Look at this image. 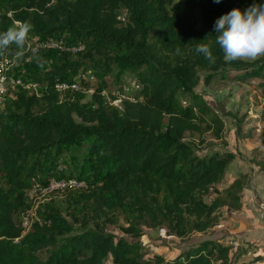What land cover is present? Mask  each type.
Masks as SVG:
<instances>
[{
	"label": "trees",
	"instance_id": "1",
	"mask_svg": "<svg viewBox=\"0 0 264 264\" xmlns=\"http://www.w3.org/2000/svg\"><path fill=\"white\" fill-rule=\"evenodd\" d=\"M253 2L0 0V30L32 25L19 61L14 47L0 53L11 60L6 74L35 85L0 104V264H247L209 238L228 225L224 204L241 206V122L234 117L225 136L215 102L196 88L255 79L264 91V56L226 62L214 42V21ZM62 37L63 48L45 60L38 42ZM197 43L210 45L214 62L195 52ZM124 74L134 87L117 95ZM66 81L78 90L55 89ZM258 140L264 148V127ZM74 145L84 152L61 171L62 153ZM255 164L264 173V153ZM229 172L238 177L224 198L211 197ZM69 176L82 185L44 196L35 188ZM143 227L188 244L150 256Z\"/></svg>",
	"mask_w": 264,
	"mask_h": 264
},
{
	"label": "rangeland",
	"instance_id": "2",
	"mask_svg": "<svg viewBox=\"0 0 264 264\" xmlns=\"http://www.w3.org/2000/svg\"><path fill=\"white\" fill-rule=\"evenodd\" d=\"M63 43H65V38L62 37L57 41L52 39L38 42L37 45L45 47L43 52H39L44 54L45 60L51 61L53 56L63 48ZM81 48H73V59L78 57ZM108 81L111 82V79ZM122 81L121 88L123 90L115 88L116 94H130L134 87V80L129 74H124ZM196 92L203 96L206 95L210 101L215 102L217 112L226 121L225 136L228 134V126L233 122L234 117L240 120L237 145L240 153L234 159V164L239 167L243 163L247 171V177L243 182L240 209L233 210L224 204L220 213L227 216L228 225H223V222L216 225L213 229L216 234L209 238L219 239L225 244H230L231 253L235 252L234 259L238 255L247 264H264V173L255 164L256 158L259 159L264 153V148L258 140L259 132L264 127V91L257 85V80L247 79L238 83L225 80L211 83L208 86L200 83ZM104 98L108 100L106 96ZM85 101L91 104L90 94L87 95ZM83 152V148L76 145L67 148L60 159V170L69 168L72 161L81 157ZM235 173L229 172L225 181L215 186L218 192L212 191L211 197L219 196L223 199L224 192L231 180L230 177H238V174ZM31 195H34L33 192H30ZM36 206L27 215H24L23 220L26 224L31 222L30 220L36 219ZM142 231L144 233L143 244L150 256L154 254L173 255L175 252L183 250L188 244L187 238L167 236L161 229L143 227Z\"/></svg>",
	"mask_w": 264,
	"mask_h": 264
},
{
	"label": "clouds",
	"instance_id": "3",
	"mask_svg": "<svg viewBox=\"0 0 264 264\" xmlns=\"http://www.w3.org/2000/svg\"><path fill=\"white\" fill-rule=\"evenodd\" d=\"M219 3L220 0H214ZM214 42L223 52V59L231 62L239 58L255 60L264 56V0L244 8L234 7L214 21ZM32 25L28 21H15L0 30V53L14 47L17 61L24 56V49ZM195 52L210 62L215 57L208 43H197ZM35 54V49L32 50Z\"/></svg>",
	"mask_w": 264,
	"mask_h": 264
},
{
	"label": "built area",
	"instance_id": "4",
	"mask_svg": "<svg viewBox=\"0 0 264 264\" xmlns=\"http://www.w3.org/2000/svg\"><path fill=\"white\" fill-rule=\"evenodd\" d=\"M10 67L11 60L8 58L0 59V104L7 94L17 91L19 87L28 90L35 89V85L29 82H24L19 77H14L13 75L7 76L6 72ZM55 89L59 92H71L78 90V85L75 81L60 82L55 85ZM81 185L82 182L78 181L76 177L69 176L66 178L52 179L44 185H36L35 188L41 192L42 196H44L49 191L64 190L66 187H79Z\"/></svg>",
	"mask_w": 264,
	"mask_h": 264
}]
</instances>
